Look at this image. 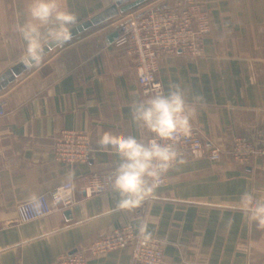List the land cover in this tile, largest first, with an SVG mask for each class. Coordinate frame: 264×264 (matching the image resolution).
Masks as SVG:
<instances>
[{
	"label": "crops",
	"instance_id": "0c3cea01",
	"mask_svg": "<svg viewBox=\"0 0 264 264\" xmlns=\"http://www.w3.org/2000/svg\"><path fill=\"white\" fill-rule=\"evenodd\" d=\"M131 1L63 0L78 18L72 41L46 48L43 63L26 70L15 25L28 0H0V101L9 107L0 118V264H51L115 228L130 225L139 233L141 224L149 237L166 242L162 264H264V228L241 210L246 191L264 199V157L243 165L225 154L219 160L186 154L156 199L133 213L115 211L110 191L19 221L18 204L48 194L69 181V173L80 186L113 169L117 158L97 148L104 132L147 135L131 123L130 105L149 95L140 91L133 59L109 39L120 8ZM201 1L211 21L202 54L162 56L157 77L164 90L179 83L190 90V100L202 98L191 127L206 145L225 150L264 125V0ZM67 129L90 133L87 163L71 166L55 158L54 143ZM87 264H134L132 248L91 256Z\"/></svg>",
	"mask_w": 264,
	"mask_h": 264
},
{
	"label": "built area",
	"instance_id": "2783aa9c",
	"mask_svg": "<svg viewBox=\"0 0 264 264\" xmlns=\"http://www.w3.org/2000/svg\"><path fill=\"white\" fill-rule=\"evenodd\" d=\"M154 1L134 8L128 20L120 21L116 29L118 37L114 40L116 46L125 49L133 59L138 86L144 95L151 94L154 84L162 86L157 77L162 56L176 53L200 56L204 38L211 31V21L201 0H168L162 6L158 4L163 2ZM8 112L9 107L0 101V118ZM177 147L182 158L189 154L193 158L219 160L225 154L237 163L250 165L255 159L264 157V125L248 136L235 138L225 150L216 145H206L200 131L191 127V134L183 138ZM92 151L91 136L86 131L62 130L54 143L55 158L71 166L87 163ZM112 173L113 169L94 173L80 186L73 181L61 183L48 194L38 195L39 206H34L29 200L18 204L19 221L26 223L45 217L56 209L71 208L79 200L112 191ZM97 180L103 184L102 191L95 190ZM166 180L165 177L161 185ZM124 247L132 248L134 264H162L166 242L156 237L145 240L132 226L126 225L96 237L86 249L63 255L51 264H87L91 256H100ZM182 264L212 263L198 260Z\"/></svg>",
	"mask_w": 264,
	"mask_h": 264
},
{
	"label": "clouds",
	"instance_id": "9594fccd",
	"mask_svg": "<svg viewBox=\"0 0 264 264\" xmlns=\"http://www.w3.org/2000/svg\"><path fill=\"white\" fill-rule=\"evenodd\" d=\"M77 23L76 13L63 0H28L24 18L15 25L24 42L20 63L26 70L39 67L46 48L61 49L72 41ZM189 97L190 90L179 83H169L167 90L159 83L154 84L147 99H135L130 105L131 123L147 133L143 139L104 132L97 140L98 150H106L117 158L110 178L116 195L115 211L133 213L146 201L156 199L157 189L169 171L185 163L177 146L191 134L196 105L202 101L198 96L191 100ZM71 178L69 173L68 180ZM95 190H103L99 180ZM241 201V210L249 221L264 228V199L246 191ZM29 202L39 206V197L32 194ZM139 235L145 240L149 238L146 224L140 225Z\"/></svg>",
	"mask_w": 264,
	"mask_h": 264
},
{
	"label": "water",
	"instance_id": "95a60500",
	"mask_svg": "<svg viewBox=\"0 0 264 264\" xmlns=\"http://www.w3.org/2000/svg\"><path fill=\"white\" fill-rule=\"evenodd\" d=\"M149 1H150V0H133V1H131V2L127 3V4H125V5H123V6L120 8V11H121V13H124V12L130 11V10H133L134 8H136V7H138V6H141V5H143V4H145V3L149 2ZM117 37H118V33H117V31H116L115 33H113V34L111 35V37H110L109 39L112 41L113 39H115V38H117ZM48 48H50V47H48ZM48 48H47V49H48ZM10 52H11V56H12V58H14L13 51L10 50Z\"/></svg>",
	"mask_w": 264,
	"mask_h": 264
},
{
	"label": "rangeland",
	"instance_id": "374dc122",
	"mask_svg": "<svg viewBox=\"0 0 264 264\" xmlns=\"http://www.w3.org/2000/svg\"><path fill=\"white\" fill-rule=\"evenodd\" d=\"M152 1H154V0H150V1L147 2V3H150V2H152ZM168 2H169L168 0H165V3H168ZM156 3H158V2H156ZM145 4H146V3H145ZM162 4H163V3H160V4H158V5H159V6H162ZM135 9H137V7H136ZM131 11H132V10L127 11V12H124V13H121V12H120V13H119V14H120V15H119V19H120V21L123 22V21L128 20ZM117 19H118V18H117Z\"/></svg>",
	"mask_w": 264,
	"mask_h": 264
}]
</instances>
